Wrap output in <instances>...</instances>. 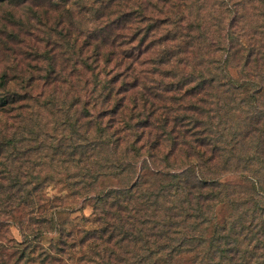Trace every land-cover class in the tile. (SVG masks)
Returning <instances> with one entry per match:
<instances>
[{"label": "trees", "instance_id": "16d2710c", "mask_svg": "<svg viewBox=\"0 0 264 264\" xmlns=\"http://www.w3.org/2000/svg\"><path fill=\"white\" fill-rule=\"evenodd\" d=\"M48 1L56 9L68 4ZM105 5L118 15L92 56L81 57L96 79L80 94L97 115L88 105L65 107L61 138L49 139L19 109L13 135L0 139V264H264V0ZM55 18L53 32L77 48L64 17ZM132 26L131 43L119 45ZM37 32L5 36L39 49ZM205 44L221 59L202 67L189 58ZM55 73L50 64L52 92L70 89L73 74ZM48 160L56 171L80 168L71 197L92 202L90 218L59 221V213L80 209L46 193L48 178L34 172ZM103 177L119 186L99 189ZM14 224L21 241L10 236Z\"/></svg>", "mask_w": 264, "mask_h": 264}, {"label": "rangeland", "instance_id": "374dc122", "mask_svg": "<svg viewBox=\"0 0 264 264\" xmlns=\"http://www.w3.org/2000/svg\"><path fill=\"white\" fill-rule=\"evenodd\" d=\"M61 2L60 0H55ZM68 0V4L63 5V8L56 9L48 0H0V139L9 138L13 135L14 126L17 124L16 118L18 110L25 111L23 118H27L25 123L32 126H39L36 133L40 132L47 135L49 139L56 137L61 138L62 127L61 121L64 118L65 107L71 106L72 111L81 112L85 105H88V110L96 116L99 112V107L93 108L89 103V99H82L81 92L88 82L90 89H93L95 77L83 70L81 57L84 59L90 58L93 53V45L100 43L102 35L110 30L111 22L118 15L115 7L105 5L109 0ZM108 7L104 9L103 7ZM50 11V14L44 12ZM37 13L39 14L37 16ZM99 13V14H98ZM64 17L65 31H69L70 39L75 42L77 48H72L65 45V41L59 40V37L51 28L54 25L55 17L58 15ZM50 16V17H49ZM130 24V23H128ZM24 26V27H22ZM133 30L122 32V37L119 38V45L122 40L126 43H131V37L136 32L135 26ZM28 28H36L37 33L33 39L39 45V49H34L28 40H16L7 38L5 35L13 31H26ZM132 32V34H131ZM90 40L88 51L83 52L80 56V48L84 42ZM71 43V42H70ZM22 45V47H18ZM132 44L120 46L118 52L125 53ZM209 45L205 44L202 51L195 52L189 59L192 62L201 64L202 67H207L204 63L210 59H221V55H211ZM112 46L109 41L104 47L106 53L110 52ZM52 59V60H51ZM55 66V77L60 75V72L65 71L67 74H73V80L67 82L66 89L57 87V91L52 92V86L45 82L47 81V72L49 65ZM47 71V72H46ZM107 79L104 76L99 78ZM12 96H15L16 102H12ZM79 99V102H77ZM52 101L50 108H44L48 102ZM84 105V106H83ZM50 109V111H48ZM53 112H57L53 115ZM22 118V119H23ZM22 119L18 122L21 125ZM13 126L11 129L8 127ZM16 130V129H15ZM31 140L29 136H25ZM33 138V135L31 136ZM43 139V137H41ZM34 144L35 142H31ZM47 152L42 154L46 155ZM49 154V152H48ZM44 162H41V166ZM28 166V165H27ZM41 166L34 172L36 177L41 179L48 178V181L43 183L46 193L51 196L62 197L68 204V209L80 212L68 215L59 213L60 222L66 219H76L77 217L90 218L93 214V204L88 201L83 203L82 196L71 197L72 191H79L80 168L71 165L63 166L58 171L49 162L45 163V168L41 170ZM30 167V165H29ZM29 170V169H27ZM49 174V175H48ZM66 177L68 181L66 180ZM228 181L238 190L242 191V184L239 178L228 177ZM78 183V184H77ZM98 187L104 190L109 187L119 186V183L111 177H103L98 181ZM34 185V184H33ZM11 238L21 241L18 226L15 224L10 228ZM53 236H48L44 239L45 244H48ZM55 238V236H54Z\"/></svg>", "mask_w": 264, "mask_h": 264}]
</instances>
